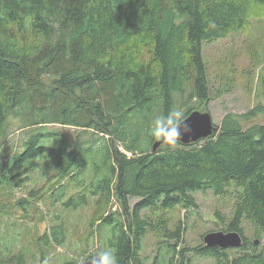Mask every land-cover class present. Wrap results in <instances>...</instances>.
<instances>
[{"label": "trees", "instance_id": "obj_1", "mask_svg": "<svg viewBox=\"0 0 264 264\" xmlns=\"http://www.w3.org/2000/svg\"><path fill=\"white\" fill-rule=\"evenodd\" d=\"M261 18L264 0H0V144L10 127L24 134L20 149L0 161V189L18 186L39 165L41 172L53 169L50 191L71 174L79 177L73 170L85 164L90 141L78 134L71 142L47 125L91 129L108 140L106 174L94 169L90 183L96 199L89 229L114 251V264H142V240L154 229L175 239L163 249L172 259L178 254L180 264L190 251L215 264H264V244L248 240L242 228L248 220L254 236L264 238V124L253 122L264 116V105L226 113L205 140L161 145L154 153L151 147L190 112H206L211 97L202 45L246 33L251 19ZM175 94L183 109L176 117ZM232 183L242 193L226 228L242 236V247L177 253L181 221L169 231L164 212L196 208L193 193L223 195ZM130 198L139 199L131 208ZM112 199L119 209L109 207ZM150 209L161 211L157 224L141 215ZM63 224L43 234L35 255L46 259L50 245L64 244ZM232 250L240 255L231 257ZM25 252L0 245V264H34Z\"/></svg>", "mask_w": 264, "mask_h": 264}, {"label": "rangeland", "instance_id": "obj_2", "mask_svg": "<svg viewBox=\"0 0 264 264\" xmlns=\"http://www.w3.org/2000/svg\"><path fill=\"white\" fill-rule=\"evenodd\" d=\"M202 49L211 97L206 112L211 115L213 125L219 126L226 113L241 114L255 106L264 105V18L251 19L246 33L231 34L226 39L204 43ZM176 96L177 94L174 95ZM176 101H180L179 96ZM175 106L176 117L183 109L179 102ZM253 122L264 124V116L260 115ZM47 128L54 129L71 142L81 134L82 141H90L91 153L82 159V163L85 162L83 166L73 170L75 173L79 172V177L72 178L74 174L69 175L60 187L57 186L52 191L50 184L56 181L52 178L55 174L51 173L53 169L41 172L43 165L24 175L29 176L30 180L22 175L24 181L18 186H15L17 181L12 187L10 185L4 190L0 189V204H5L7 211L0 214V245H7L12 253L20 248L25 249L28 263L62 264L71 260L74 264H84L90 256H100L107 264H114V251L104 245V242H100L102 235H97L95 228L89 229L96 199V196L91 195L90 183L94 169H100L101 174H106L103 150L108 139L99 138L91 129L61 125H47ZM8 133L7 140L0 144L3 147L1 162L10 159L20 149L24 138V134L16 131L14 127H10ZM118 147L130 156L121 143H118ZM43 162L49 164L51 159L46 158ZM38 190L40 193L35 194ZM29 191H34L35 196L29 197ZM204 192L193 193L196 208L183 209L177 206L164 212L163 217L168 221L169 231L174 232L177 223L181 221L183 231L176 248L177 253L183 248L204 246L203 236L206 233L228 232L226 225L234 215L242 188L232 183L223 195H215L212 190ZM77 195H85V202L78 200ZM24 198L28 202L22 205L23 208L14 205L17 200ZM138 201V198H130V208ZM109 207L112 210L119 209L114 199L109 202ZM150 210L142 211L141 215L149 217L151 223L157 224L162 219L161 211ZM61 222L65 229L64 244L60 247L50 245L51 250L46 259L40 258L39 254L35 255L39 251V245H43V234L49 232L51 226ZM242 228L248 240L257 241L258 246L264 244V238L254 236V227L248 220H243ZM165 244L174 245L175 239L164 237L161 229L148 230L142 240V264H180L182 260L178 254L174 259L171 258L172 253L166 254L163 249ZM31 252L33 254L30 255ZM237 252L232 250L231 257L239 256ZM189 260L191 264H215L214 259L200 257L192 251L184 254L183 264H187Z\"/></svg>", "mask_w": 264, "mask_h": 264}, {"label": "water", "instance_id": "obj_3", "mask_svg": "<svg viewBox=\"0 0 264 264\" xmlns=\"http://www.w3.org/2000/svg\"><path fill=\"white\" fill-rule=\"evenodd\" d=\"M211 115L208 112L192 111L179 123L164 129L160 137L152 146L154 153L161 145L170 146L176 142L191 144L205 140L214 134ZM205 247H217L219 249H238L243 245L242 236L236 231L209 232L203 236ZM256 244L258 242L256 241ZM84 264H107L100 256H93Z\"/></svg>", "mask_w": 264, "mask_h": 264}, {"label": "bare ground", "instance_id": "obj_4", "mask_svg": "<svg viewBox=\"0 0 264 264\" xmlns=\"http://www.w3.org/2000/svg\"><path fill=\"white\" fill-rule=\"evenodd\" d=\"M189 115V114H188ZM157 141V140H156Z\"/></svg>", "mask_w": 264, "mask_h": 264}]
</instances>
